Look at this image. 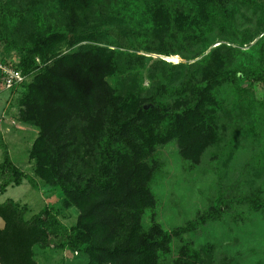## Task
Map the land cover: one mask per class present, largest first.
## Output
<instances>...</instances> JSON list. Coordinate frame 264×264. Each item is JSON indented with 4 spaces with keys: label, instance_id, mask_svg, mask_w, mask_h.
Instances as JSON below:
<instances>
[{
    "label": "trees",
    "instance_id": "trees-1",
    "mask_svg": "<svg viewBox=\"0 0 264 264\" xmlns=\"http://www.w3.org/2000/svg\"><path fill=\"white\" fill-rule=\"evenodd\" d=\"M245 6L258 17L255 32L238 22ZM103 27L117 29L127 47ZM0 39L20 53L14 67L30 79L16 118L38 130L29 152L33 175L63 194L60 207L46 206L31 218L26 205L0 203L2 264H38L36 247L69 251L86 264H162L174 239L230 212L217 201L167 231L156 221L152 185L162 147L175 143L182 160L197 166L221 142L227 87L236 95L244 83L264 88V4L0 0ZM176 55L180 63L163 59ZM258 109L264 112V101ZM27 178L6 152L0 195ZM263 194L257 189L244 197L253 212L264 207ZM72 208L78 218L68 228L59 216ZM147 211L153 215L145 228ZM199 258L185 242L171 264H199Z\"/></svg>",
    "mask_w": 264,
    "mask_h": 264
},
{
    "label": "rangeland",
    "instance_id": "rangeland-1",
    "mask_svg": "<svg viewBox=\"0 0 264 264\" xmlns=\"http://www.w3.org/2000/svg\"><path fill=\"white\" fill-rule=\"evenodd\" d=\"M255 1L264 4V0ZM241 13L242 17H238L241 29L257 31L255 11L245 6L241 7ZM102 30L119 45L127 47L117 29L103 27ZM62 49L67 51L66 47ZM151 56L161 58L156 54ZM168 57L175 58L173 63L181 62L177 55ZM163 59L170 61L167 56ZM19 61L20 53L7 51L0 39V63L16 66ZM145 85L148 86V81ZM242 87L240 95L227 87L229 112L221 121L222 140L205 153L199 165L192 166L182 160L175 143L167 144L159 151L163 166L152 185L159 201L155 217L167 231L196 219L199 212L214 206L217 201L232 207L221 219L186 234L182 240L174 239L172 252L162 257V264H171L185 242H191L198 250L199 264H264V207L253 212L249 200L244 201L246 194L264 190V112L258 109L260 101H264V88L259 83L252 86L244 83ZM23 90L22 86L16 90L6 89L0 80V123L10 129V133H0V164L8 152L12 162L28 175L21 186L8 187L0 195V203L13 200L26 205L29 208L27 218H31L46 206L60 207L63 194L33 175L29 152L38 132L34 127L22 125L16 118ZM152 215L153 211L146 212L145 228L150 226ZM59 218L70 228L77 221L78 211L73 208L62 210ZM35 252L38 264H86L84 258H75L69 251L36 247Z\"/></svg>",
    "mask_w": 264,
    "mask_h": 264
},
{
    "label": "built area",
    "instance_id": "built-area-1",
    "mask_svg": "<svg viewBox=\"0 0 264 264\" xmlns=\"http://www.w3.org/2000/svg\"><path fill=\"white\" fill-rule=\"evenodd\" d=\"M172 62V61H169ZM0 73L6 89L16 90L27 82V77L16 67L0 63Z\"/></svg>",
    "mask_w": 264,
    "mask_h": 264
},
{
    "label": "crops",
    "instance_id": "crops-1",
    "mask_svg": "<svg viewBox=\"0 0 264 264\" xmlns=\"http://www.w3.org/2000/svg\"><path fill=\"white\" fill-rule=\"evenodd\" d=\"M23 125V124H22ZM25 126V125H24ZM29 127V126H27ZM6 128V129H5ZM2 132H7V133H10V129L9 127H7V125L3 124V123H0V133ZM38 132V130H37ZM38 134V133H37Z\"/></svg>",
    "mask_w": 264,
    "mask_h": 264
},
{
    "label": "water",
    "instance_id": "water-1",
    "mask_svg": "<svg viewBox=\"0 0 264 264\" xmlns=\"http://www.w3.org/2000/svg\"><path fill=\"white\" fill-rule=\"evenodd\" d=\"M5 227H6V222H5V220L0 216V230H4ZM0 264H2V263L0 262Z\"/></svg>",
    "mask_w": 264,
    "mask_h": 264
}]
</instances>
